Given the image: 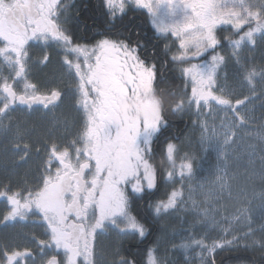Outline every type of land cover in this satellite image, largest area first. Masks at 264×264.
Returning <instances> with one entry per match:
<instances>
[{
  "label": "snow or ice",
  "instance_id": "6c2138e0",
  "mask_svg": "<svg viewBox=\"0 0 264 264\" xmlns=\"http://www.w3.org/2000/svg\"><path fill=\"white\" fill-rule=\"evenodd\" d=\"M126 5L150 18L168 59L158 63L154 48L116 29ZM103 7L106 29L82 38L73 28L79 11L74 16L66 0H0V117L11 122L18 111L53 113L69 97L82 116L79 126L75 119L62 122L69 136L57 141L53 125L35 144L19 124L0 122L14 137L5 148L21 161L42 154L32 181L0 183L3 221H31L43 230L42 238L32 237L33 248L5 243L0 264H100L101 242L110 235L148 241L141 261L116 250L112 264H174L169 256L180 250L187 264L194 249L199 264H216L217 249L224 248L259 253L264 261V121L256 125L250 107L258 90L264 103V0H103ZM50 49L62 57L60 79L71 81L68 92L32 82L33 65H47ZM169 60L183 85L170 114L190 118L201 152L217 151L210 182L197 178L202 157L196 151L184 152L177 168L180 149L165 138ZM161 138L162 170L153 163ZM161 183L166 191L157 199ZM198 193L206 195L198 199ZM223 199L234 201L228 216ZM188 214L192 222L183 227ZM257 214L261 223L254 228ZM170 217L188 233L180 243L171 240L177 229ZM163 244L169 246L161 251Z\"/></svg>",
  "mask_w": 264,
  "mask_h": 264
},
{
  "label": "trees",
  "instance_id": "16d2710c",
  "mask_svg": "<svg viewBox=\"0 0 264 264\" xmlns=\"http://www.w3.org/2000/svg\"><path fill=\"white\" fill-rule=\"evenodd\" d=\"M75 4L72 8V14L75 16L76 11H79L78 23L73 26L75 34L80 37H88L95 32L104 31L107 27L106 25V17H105V8L103 7V0H74ZM119 19L116 21V29L123 33L124 35L130 36L133 39L139 38L143 42L146 43L147 48L149 50L155 49L156 55L158 57V63L161 60L168 59L165 57L162 52V46L164 44V40H157L154 36V29L150 23V18L144 12L141 11H133L130 8L124 14L117 15ZM172 50L175 51L176 45L168 42ZM227 47L225 44L224 48ZM255 58L257 61L261 59V53L257 52L255 54ZM55 60L49 67L46 69L43 75V82H54L57 83V78H60L58 75L57 64L54 63ZM56 65V67L54 66ZM42 74V73H41ZM178 71L172 69L171 61L169 60V67L166 70L167 81L163 87L166 91L163 93L165 98V108L169 109L167 113V118L169 121V126L165 133V138L171 137L172 142L175 144L185 143V139L189 137L191 133V121L187 116H173L170 114V106L174 102L175 99H178L182 90L183 85L178 78ZM168 92H175L176 96L172 97L168 95ZM257 101V110L263 112L264 103L261 102L260 94L256 96ZM261 105V107H260ZM67 106V105H66ZM64 113L63 118L71 119V116L66 113L70 110L65 108L61 110ZM72 115V114H71ZM264 115V114H263ZM50 120V118H48ZM47 120L43 119L41 116H21L17 121H1L3 124H10V126L14 129L17 124L20 125L21 129L25 131V140L35 144L38 141H41L46 137V133L43 131L41 122ZM39 126V127H37ZM46 128V125H45ZM46 130V129H45ZM48 130V126H47ZM31 131H35L32 132ZM63 133V132H61ZM59 134V133H58ZM13 138V133L4 134L3 129L0 128V183L3 182H11L12 185H22L27 181H32L38 174V169L40 166V160H38V154L33 152L30 157L26 160L21 161L18 155H14L11 147L5 148L6 144L10 145V141ZM58 140L57 138H55ZM157 146L155 147V145ZM164 145V138L157 143H154L153 148L156 152V157L153 163L156 165L158 169H163L167 166V161L163 156L162 149ZM37 168V169H36ZM23 182V183H22ZM170 190V189H168ZM165 187L164 184L161 183L160 190L156 193V198H163L165 195ZM144 202H140L139 207H143ZM1 206H5L7 208L6 203L3 200H0V209ZM5 211L0 210V220L3 218V213ZM157 231V229H153V232ZM7 230L2 231L0 229V246H3L5 243H10L11 230L9 233ZM154 237H149V240H152ZM106 247L104 250V254L100 259V264H109L111 260L114 259V252L119 250L120 254L127 255L126 248L128 245H132V248L128 251V255H134L137 261H141V258L144 257V247L137 248V239L129 238V239H118L115 235H110L107 239ZM148 241L144 242V245L147 244ZM105 245V244H104ZM142 246V245H141ZM216 264H264V261L260 259L259 253H253L252 251H245L243 248L239 249H222L216 252ZM112 256V257H111Z\"/></svg>",
  "mask_w": 264,
  "mask_h": 264
},
{
  "label": "rangeland",
  "instance_id": "374dc122",
  "mask_svg": "<svg viewBox=\"0 0 264 264\" xmlns=\"http://www.w3.org/2000/svg\"><path fill=\"white\" fill-rule=\"evenodd\" d=\"M116 2L118 4L119 0H116ZM126 8H127V5H126ZM117 13H119V12H117ZM119 14H121V13H119ZM224 34L225 33H221V35H224ZM169 42L172 43L171 40H169ZM227 50H228L227 47H225V52H227ZM37 51H40V49H37ZM50 52L53 53L57 59L61 58V56L58 55V53L55 49H50ZM257 52L261 53V51L259 49L256 51V53ZM47 66L48 65H45L44 68H47ZM54 66L56 67V65H54ZM57 67H58V65H57ZM0 71H3V69H0ZM228 80L230 83H234V68L231 64H229V68H228ZM244 92L245 93L247 92V88L244 89ZM257 94H259V90L257 91ZM250 107L252 109V115L255 118V123H256V125H259L262 121H264V115H263L264 111L262 112L261 109L259 111L257 110L256 97H253L251 104H250ZM260 107H261V105H260ZM262 108H264V106H262ZM64 113L61 112V116L58 118L51 119V120L47 119L46 121L43 120L44 122H41L40 125H42L43 131L46 133V136H48V134H49L48 130L50 128H53V125H55V128H53V132L51 135L54 138H57L58 140L59 139L61 140L63 138L62 134H65L64 133L65 131L63 130V125H62V122L64 121L62 119ZM66 113L69 114V112H66ZM72 115H73V113H72ZM57 121H59L61 123H57ZM217 123H219V121H217ZM45 125H46V128H45ZM47 126H48V130H47ZM37 127H39V126H37ZM252 130L253 131L255 130L254 126L252 127ZM32 132H35V131H31V133ZM61 132H63V133H61ZM71 132H73V129L71 130ZM190 132L191 133L189 134V137H187V139H185V143L178 144L180 151L177 154V168L179 167V164H180L179 157L182 156L184 154V152L196 151L198 156L202 157L201 159H199V161H198L199 166L196 169L197 178L199 180H207L210 182L213 179V173H214L215 166L217 163V151L214 148H209L206 153L201 152L195 144V141L197 139V134L192 131V126H191ZM189 138L193 141V144L191 147L188 144ZM40 155H42V154H40ZM40 155H38V160H40ZM240 170L242 171V169H240ZM257 184H258V181H257ZM205 195L206 194H204V193H198L197 198L203 199ZM219 203L222 207L223 216H228L234 209V201L233 200L223 199V200L219 201ZM0 210L5 211L6 207L1 206ZM4 213H3V215H4ZM191 222H192V216L190 214L186 215L183 227H187V225ZM260 223H261V221H260L259 215L257 214L254 217V223H253L252 227L259 228ZM169 224L171 227H175L177 229V235L171 236V240L176 242V243L182 242V238L187 237L188 233L182 230L179 218L178 217H170L169 218ZM0 227H3L2 231L7 230L8 232H6V233H9V231L11 230V232L9 233V234H11V238H10V243L8 245L17 246L20 250H23V248L26 245L29 248L34 247L35 241L32 238L33 236H35L37 239L42 238V236H43V230H42L41 226L31 225L28 222H20V221H18V222L17 221L5 222V221H3V218H2L0 220ZM242 230H246V228L242 227ZM197 231H199V230H197ZM211 235L213 237H215L217 235V232L213 231L211 233ZM225 235H227V233H225ZM228 238L231 239V236H228ZM106 243H107L106 239L102 240V242H101V246H102L103 251L105 250V248H107ZM165 246H169V245L163 244L161 247V251H163V248ZM224 249H234V248H224ZM218 250H222V249H217V251ZM194 252H195V249L193 250V255L189 256L187 264H199L198 258L195 257ZM101 258H102V256L99 257V259H101ZM169 259L172 260L174 262V264H186L182 250L171 254L169 256ZM112 261L113 260H111L109 262V264H112Z\"/></svg>",
  "mask_w": 264,
  "mask_h": 264
},
{
  "label": "flooded vegetation",
  "instance_id": "af4514ba",
  "mask_svg": "<svg viewBox=\"0 0 264 264\" xmlns=\"http://www.w3.org/2000/svg\"><path fill=\"white\" fill-rule=\"evenodd\" d=\"M73 1L74 0H66V2L70 5V7L71 8H73L74 7V3H73ZM94 34V33H93ZM92 35V34H91ZM82 38H86V37H82ZM39 47L38 46H34L33 47V55L34 56H36V55H39V51H37V49H38ZM51 53V52H50ZM53 59L55 60V64H57L58 65V67H57V70H58V75H61V73L63 72V68H62V57L59 59H57L56 57H55V55L53 54V53H51V59H50V62L47 64L48 66H47V68L49 67V65H51V63L53 62ZM58 61V62H57ZM44 66L45 65H33V68H32V73H31V75H32V82H34V83H37L38 85H40V86H43V85H48L49 87H52V86H56V87H59V88H61V89H63L65 92H68L69 91V85L71 84V81L67 78V77H64L63 78V80L61 81V79L60 78H57V83H54V82H50V81H47V82H43L44 80H43V75H44V72L46 71V69L47 68H44ZM42 73V74H41ZM67 105V106H66ZM68 107V109L70 110L69 111V115L71 116V118H72V120L73 119H75V121H76V124L79 126V125H81V123H82V116H77L76 115V113L75 112H73L72 111V109H71V107H70V97L69 98H66V100H65V103L64 104H62L60 107H58L53 113H48V114H46V115H42L40 112H38V113H35V114H25L24 112H20V111H18V112H16V113H13V119H12V123L14 122V121H17L18 120V118L19 117H21V116H41V117H43V119H48V118H50V120L51 119H54V117L55 118H58V117H60L61 116V110L63 109V111H65V108H67ZM73 113V115H71ZM63 117H64V115H63ZM63 120H65V118H62ZM0 120L1 121H7V120H5V119H3V117H0ZM68 120H70L71 121V119L69 118ZM73 129V132H71V130ZM77 130V128H75V127H73V128H70V133H74L75 131ZM65 134H62V137H65V136H69V133H66V132H64ZM57 141H60V139L59 140H57ZM157 146V144L155 145V147ZM143 207H144V204H143ZM18 222V221H17ZM28 223L29 224H31V225H33L32 224V222L31 221H28ZM37 226H39V225H37ZM156 231H154V233H155ZM142 245V246H141ZM145 246H146V244L144 245V243H138L137 244V248H141V247H144L145 248ZM0 247H2V246H0ZM132 248V245H128L127 246V248H126V251H127V255H126V253L125 254H121V255H123V256H125V257H129V258H132V257H134V255L132 254V255H128V251L130 250ZM135 258V257H134Z\"/></svg>",
  "mask_w": 264,
  "mask_h": 264
}]
</instances>
